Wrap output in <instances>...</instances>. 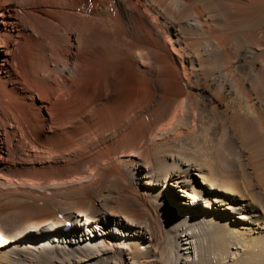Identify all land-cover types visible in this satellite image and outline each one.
<instances>
[{
  "label": "bare ground",
  "instance_id": "6f19581e",
  "mask_svg": "<svg viewBox=\"0 0 264 264\" xmlns=\"http://www.w3.org/2000/svg\"><path fill=\"white\" fill-rule=\"evenodd\" d=\"M263 14L264 0H0V175L32 183L0 181V264L153 263L141 213L176 191V222L261 243L232 153L261 160L264 183Z\"/></svg>",
  "mask_w": 264,
  "mask_h": 264
},
{
  "label": "rangeland",
  "instance_id": "374dc122",
  "mask_svg": "<svg viewBox=\"0 0 264 264\" xmlns=\"http://www.w3.org/2000/svg\"><path fill=\"white\" fill-rule=\"evenodd\" d=\"M261 19L264 18V14L260 16ZM154 20V19H153ZM156 22L155 20L153 21ZM160 31H163V29H159ZM167 44L170 45V42L167 41ZM175 57H179V55H175ZM178 67L181 69V64L178 62ZM213 69V68H212ZM215 69V68H214ZM213 69V71H214ZM182 73V70H180ZM212 71V70H210ZM211 77V76H210ZM204 80H200L197 82V86H204L211 89L213 88V84L217 83H208L203 84ZM212 85V86H211ZM213 90V89H212ZM184 104V103H182ZM218 106V110H220V105L217 103H210V107ZM216 104V105H215ZM209 112L212 114V120L214 121V124L218 125V122L220 121V114H213L212 109L209 110ZM216 125V126H217ZM170 125H164L160 127L153 135L161 134L162 131H166L170 129ZM220 128L219 125L218 128V134L220 136ZM190 136V135H187ZM195 138V134L193 135ZM240 143H235V150L233 151V159L236 163V166H239L240 169V177L239 175V185L240 190L243 192L244 195L248 194V201H251L254 206L260 210V212H263V219H264V183L262 184L254 171V166L259 163L261 160H257L256 157H252L247 159L245 157V153L243 152L244 147ZM238 145V146H237ZM243 147V148H242ZM131 156V157H130ZM228 158H231L230 154L227 156ZM121 159H128L132 158L131 154H126L120 156ZM237 158V159H236ZM245 158V159H244ZM254 160V161H253ZM255 163V164H254ZM252 166V167H251ZM241 167V168H240ZM252 168V169H251ZM92 175V173H88L86 175L87 177ZM84 178L80 179H71L67 180L65 184L67 185L76 184L77 182L83 181ZM243 179V181H242ZM0 181H5V183H15V185L19 186H30L32 183L30 182H20L17 180H9L8 178H5L0 175ZM11 181V182H10ZM132 182V183H131ZM134 179H128L129 186L132 188L141 189V186L137 183ZM250 183V184H249ZM250 185V186H249ZM244 186L245 188H243ZM125 188L124 186H122ZM122 188V189H123ZM121 189V188H120ZM126 190V189H125ZM112 191V192H111ZM108 192V190L106 191ZM114 192V195H113ZM116 190H110L108 194L115 196ZM128 192V193H127ZM101 194H105V192H101ZM125 196L129 200V204L133 203L135 206H137L138 199L128 191L126 190ZM205 195H201V199L204 200ZM169 199V200H168ZM149 202L146 204L148 205V209H144L141 213V217L146 218L148 217L150 206H153L152 216L155 217V229H156V242L154 243L153 249L150 251L149 258L155 259L153 263L150 264H205L202 260L199 259H208V264H218L216 263L217 255L222 254L226 252V260L227 264H264V239H261V243H255L253 240H249V243H246L245 245H239L237 246L235 238L243 239L246 236H236V233H233L232 231L227 232V230H224L221 228H213L212 226H208L205 224H196V225H185L187 223L184 222V220H179L176 222V220L173 218V216L177 215L179 212H185L189 207L185 203L187 202V198L183 195V192L176 191L174 193H171L167 199H165L163 202H153L152 197L149 196L147 199ZM6 201V200H5ZM136 201V202H135ZM223 203V202H222ZM203 204V201H202ZM139 205V204H138ZM261 206V207H260ZM143 208V207H142ZM197 209V206L193 208L195 211ZM144 212V213H143ZM147 212V213H146ZM177 213V214H176ZM147 216V217H146ZM142 220V219H141ZM262 221V222H261ZM258 224L260 227L264 226V220H261ZM263 223V224H262ZM222 232V233H221ZM264 232V231H263ZM227 234V235H226ZM120 233H118V237ZM233 236V237H232ZM236 236V237H235ZM123 238V236H121ZM134 238L137 240L140 237L134 236ZM219 238V239H218ZM229 240H233L231 244H229ZM220 242L224 243V250H221ZM263 246H261V245ZM145 245V244H144ZM232 246L231 252L225 251L226 247L227 249ZM237 246L239 249L234 250L233 248ZM263 248V249H262ZM237 249V248H236ZM153 253V254H152ZM232 253V254H231ZM258 253V254H257ZM217 254V255H216ZM262 254V255H261ZM230 255V256H229ZM252 255V257H251ZM248 257H251L248 259ZM255 259V260H254ZM127 260L124 258L117 257L115 258V261L120 263V261L123 262ZM248 261L246 263L245 261ZM125 264V263H124ZM221 264V263H219ZM226 264V263H225Z\"/></svg>",
  "mask_w": 264,
  "mask_h": 264
}]
</instances>
